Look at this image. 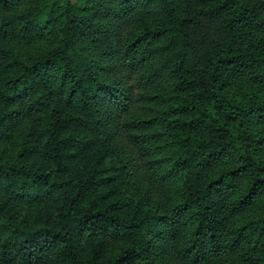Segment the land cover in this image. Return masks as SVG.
Listing matches in <instances>:
<instances>
[{
	"label": "trees",
	"instance_id": "1",
	"mask_svg": "<svg viewBox=\"0 0 264 264\" xmlns=\"http://www.w3.org/2000/svg\"><path fill=\"white\" fill-rule=\"evenodd\" d=\"M263 88L264 0H0V264H264Z\"/></svg>",
	"mask_w": 264,
	"mask_h": 264
},
{
	"label": "rangeland",
	"instance_id": "2",
	"mask_svg": "<svg viewBox=\"0 0 264 264\" xmlns=\"http://www.w3.org/2000/svg\"><path fill=\"white\" fill-rule=\"evenodd\" d=\"M53 46H54V43L52 42V40L48 38L47 36H44L43 39L38 44H36V50L40 51L44 49H50ZM263 90L264 88L260 90V93ZM19 210L23 214H28L29 216H32V214L38 210V207L34 203H28L27 200H25V201H22L21 204L19 205Z\"/></svg>",
	"mask_w": 264,
	"mask_h": 264
}]
</instances>
